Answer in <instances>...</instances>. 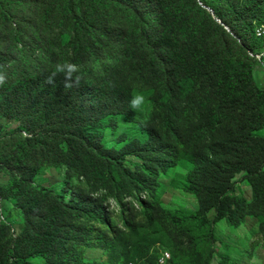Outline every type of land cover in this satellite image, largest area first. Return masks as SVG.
<instances>
[{"label":"trees","instance_id":"16d2710c","mask_svg":"<svg viewBox=\"0 0 264 264\" xmlns=\"http://www.w3.org/2000/svg\"><path fill=\"white\" fill-rule=\"evenodd\" d=\"M50 1L42 17L72 31L80 84L65 89L62 74L55 86L46 83L54 68L37 70L18 83L7 78L0 86V120L14 119L34 132L23 141L31 149L27 156L45 155L120 201L134 193L152 198L143 201L146 222L129 212L124 216L129 232H113L109 261L134 264L150 256L157 264L160 253L150 255L146 231L165 214L187 239L169 264H211L215 224L224 219L234 227L245 214L238 175L251 187L253 202L264 207V87L254 76L249 56L254 53L248 48L259 38L255 19H264V0H215L214 13L230 32L199 0ZM28 3L36 9L44 5L43 0ZM21 11L20 0H0V36L1 27L18 26ZM104 13H123L137 26L131 35L119 34L102 23ZM103 49L117 51L118 60L99 72L93 63L104 61ZM140 87L152 91L143 112L129 107ZM108 133L118 135L116 143L108 144ZM180 164L189 166L183 189L198 199L199 211H173L155 199L159 178L171 176ZM13 166L20 170L23 157ZM4 169L0 165V173ZM27 170L21 174L13 167L10 182L2 184L25 224L14 255L3 244L6 233L0 228V264H105L86 261L76 245L78 230L68 228L73 220L104 218L103 203L83 204L33 187L35 169Z\"/></svg>","mask_w":264,"mask_h":264},{"label":"rangeland","instance_id":"374dc122","mask_svg":"<svg viewBox=\"0 0 264 264\" xmlns=\"http://www.w3.org/2000/svg\"><path fill=\"white\" fill-rule=\"evenodd\" d=\"M30 1L20 0L22 11L18 26L1 27L3 31L0 37L3 41L0 42V71H4L7 78L14 79L15 83L37 70L54 68L57 63H75L71 48L72 31L67 27L58 26L52 18L45 20L42 17L43 13H46L52 6L51 1L43 0L44 5L38 6L37 9L29 5ZM198 2H201L199 5H203L202 7H207L204 9L217 18L213 6L215 0H199ZM101 18L104 25L119 34L126 31L128 35H131L132 29L137 26L136 20L124 17L123 13H117L114 17L104 13ZM255 22L260 25L264 19H260L257 15ZM124 25H126L125 28ZM252 41L251 44L248 43V48L254 53L253 56L249 54L252 58L254 76L257 82L264 87V38L254 37ZM103 50L101 54L103 53L104 61L93 63V67L99 72H104L109 66H114L118 60L114 58L116 57L114 54H118L117 51ZM192 88L193 82H188L186 89L189 91ZM140 92L147 97L144 107L149 108V95L152 91L140 87ZM3 105L8 106V102L4 101ZM28 132L34 133L24 130L14 119L4 117L0 120V165L6 166L5 172L0 173V228L6 233L3 244L12 255L15 254V239L22 234L25 221L17 203L10 196L6 199L2 184L7 185L10 182L7 174L12 172L13 167L21 174H24L25 170L28 174L27 169L33 168L35 174L30 180L33 187H44L55 194H63L66 200L79 201L83 204L87 200H91L92 203H103L104 218L93 219L91 222H88L85 217L81 220H73L68 228L78 230L76 245L82 249L86 261L114 264L106 256L108 242L113 232L118 230L124 233L129 232L130 225L124 223V216L129 212L138 221L146 222L142 216L143 201L152 198L147 193L141 195L134 193L132 197L128 196L120 201L116 197L108 196L105 190H98L92 182L85 178L68 172L65 166L55 165L45 159V155L27 156V152L31 149L24 148L23 141ZM117 136V134L108 133L106 136L108 144L116 143ZM48 145L53 147V144ZM17 157H23V167H20V170L13 166ZM128 162L133 169L134 160L129 158ZM188 170V165L180 164L171 176L159 178L155 199L159 200L165 208L187 213L200 210L198 199L183 189L182 182ZM236 183L238 192L246 199L245 214L237 226H229L224 219L215 224L216 241L212 243L211 264H264V207L253 202L252 189L244 181L242 175L237 176ZM8 189H5L6 193ZM124 203L127 204L125 211L123 210ZM214 217V212L208 214V218L213 219ZM146 234L148 239L146 244H151L150 255L153 257L160 253L159 249H166L172 255L180 248L181 243L187 240L172 218L165 214L158 217L155 225L148 228ZM227 257L228 261H225ZM118 264H124V262ZM134 264H154V260L150 256L146 259L137 258Z\"/></svg>","mask_w":264,"mask_h":264},{"label":"clouds","instance_id":"9594fccd","mask_svg":"<svg viewBox=\"0 0 264 264\" xmlns=\"http://www.w3.org/2000/svg\"><path fill=\"white\" fill-rule=\"evenodd\" d=\"M203 6V5H202ZM204 8V7H203ZM229 29V28H228ZM79 65L71 62L57 63L51 73L48 75L46 83L55 86L56 77L60 74L63 75V86L65 89H72L74 86H79L81 76L79 75ZM7 82V74L0 71V86ZM147 103V97L141 92H134L129 107L133 110L143 112L144 105Z\"/></svg>","mask_w":264,"mask_h":264},{"label":"built area","instance_id":"2783aa9c","mask_svg":"<svg viewBox=\"0 0 264 264\" xmlns=\"http://www.w3.org/2000/svg\"><path fill=\"white\" fill-rule=\"evenodd\" d=\"M255 34L259 38H264V22L262 24L256 26ZM250 55L253 56L252 53H250ZM171 258H172V256H171V253L169 251L161 250L159 257L157 259V264H169ZM129 264H133V263H129Z\"/></svg>","mask_w":264,"mask_h":264},{"label":"water","instance_id":"95a60500","mask_svg":"<svg viewBox=\"0 0 264 264\" xmlns=\"http://www.w3.org/2000/svg\"><path fill=\"white\" fill-rule=\"evenodd\" d=\"M204 8H207V7L204 6ZM208 9H210V8H208ZM210 10H211V9H210ZM214 19H215L219 24H221V25L224 27V29H225L226 31L230 32V30L228 29V27L225 26L224 24H222V22H221L220 20H218V19L215 18V17H214Z\"/></svg>","mask_w":264,"mask_h":264}]
</instances>
